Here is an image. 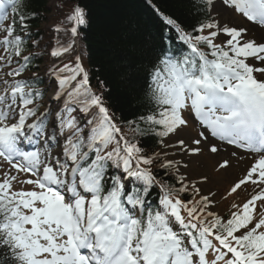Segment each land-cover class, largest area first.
I'll use <instances>...</instances> for the list:
<instances>
[{"label":"snow or ice","instance_id":"6c2138e0","mask_svg":"<svg viewBox=\"0 0 264 264\" xmlns=\"http://www.w3.org/2000/svg\"><path fill=\"white\" fill-rule=\"evenodd\" d=\"M146 3L125 118L82 0L47 44L31 0H0V264H264V0H182L187 26ZM206 154L236 172L219 199Z\"/></svg>","mask_w":264,"mask_h":264},{"label":"trees","instance_id":"16d2710c","mask_svg":"<svg viewBox=\"0 0 264 264\" xmlns=\"http://www.w3.org/2000/svg\"><path fill=\"white\" fill-rule=\"evenodd\" d=\"M90 12L91 27L86 31V38L80 43L85 66L92 73H99L107 79L113 89V102L117 115L123 113L128 118L130 113L139 110V102L133 99L132 86L121 80V57L133 58L141 40V29L148 26L155 32L162 29L158 17L151 11L146 0H82ZM165 14L173 15L185 22L188 9L182 0H153ZM60 0H31V11L41 13L32 31H39L42 44H47L51 33L47 31L58 23L64 12L59 11ZM66 12L67 9H64ZM139 24V28H137ZM43 68V63H41ZM93 85L96 80L93 79Z\"/></svg>","mask_w":264,"mask_h":264},{"label":"rangeland","instance_id":"374dc122","mask_svg":"<svg viewBox=\"0 0 264 264\" xmlns=\"http://www.w3.org/2000/svg\"><path fill=\"white\" fill-rule=\"evenodd\" d=\"M215 161L211 158L210 154L202 155L193 165V167L203 174H207L210 177V182L208 187L213 191L218 193L216 197L219 199V196L222 195L226 189L229 187V182L235 177L236 172L229 171L227 174H222L221 172H216L213 168ZM232 197H229L228 200L221 201L218 205V210L223 211Z\"/></svg>","mask_w":264,"mask_h":264},{"label":"bare ground","instance_id":"6f19581e","mask_svg":"<svg viewBox=\"0 0 264 264\" xmlns=\"http://www.w3.org/2000/svg\"><path fill=\"white\" fill-rule=\"evenodd\" d=\"M235 171V170H234Z\"/></svg>","mask_w":264,"mask_h":264}]
</instances>
